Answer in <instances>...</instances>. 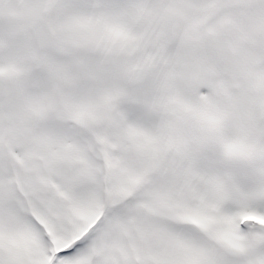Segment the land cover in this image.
Returning <instances> with one entry per match:
<instances>
[{
    "label": "snow or ice",
    "instance_id": "obj_1",
    "mask_svg": "<svg viewBox=\"0 0 264 264\" xmlns=\"http://www.w3.org/2000/svg\"><path fill=\"white\" fill-rule=\"evenodd\" d=\"M0 264H264V0H0Z\"/></svg>",
    "mask_w": 264,
    "mask_h": 264
}]
</instances>
